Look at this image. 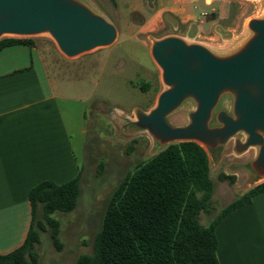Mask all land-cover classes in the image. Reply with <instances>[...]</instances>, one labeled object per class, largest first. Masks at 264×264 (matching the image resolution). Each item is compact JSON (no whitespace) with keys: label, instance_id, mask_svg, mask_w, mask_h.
Masks as SVG:
<instances>
[{"label":"rangeland","instance_id":"1","mask_svg":"<svg viewBox=\"0 0 264 264\" xmlns=\"http://www.w3.org/2000/svg\"><path fill=\"white\" fill-rule=\"evenodd\" d=\"M78 1L112 24L118 36L111 46L75 58H67L49 34L31 37L43 50L49 74L62 87L63 119L81 170L76 208L52 215L59 222L63 249L55 248L49 228L40 232L36 246L40 264H76L80 256L92 255L115 189L128 173L166 147L133 125L136 110L149 113L166 90L162 71L151 56L153 42L177 37L228 56L252 37L249 22L264 18V0H118L117 6L110 0ZM232 106V97L224 96L216 112L231 114ZM194 110L195 104L187 101L167 121L184 127ZM241 139L244 142L246 136ZM235 141L216 150L206 148L215 190L211 212L200 216L203 226L264 182L250 168L257 149L239 155ZM221 174L234 176V184L222 181ZM39 220L41 215L36 223Z\"/></svg>","mask_w":264,"mask_h":264},{"label":"water","instance_id":"2","mask_svg":"<svg viewBox=\"0 0 264 264\" xmlns=\"http://www.w3.org/2000/svg\"><path fill=\"white\" fill-rule=\"evenodd\" d=\"M249 29L252 37L223 57L177 37L153 42L151 56L166 90L149 113L136 110L133 125L161 146L195 142L216 150L236 138L237 154L257 149L250 168L264 179V18L251 20ZM43 34H49L67 58L107 48L118 36L112 24L78 0H0V39ZM224 96L232 97L231 114L216 112ZM187 101L195 104L188 125L171 126L168 117ZM241 135L246 136L244 142Z\"/></svg>","mask_w":264,"mask_h":264},{"label":"trees","instance_id":"3","mask_svg":"<svg viewBox=\"0 0 264 264\" xmlns=\"http://www.w3.org/2000/svg\"><path fill=\"white\" fill-rule=\"evenodd\" d=\"M110 1L117 6L118 0ZM17 44L34 46L35 40L2 38L0 51ZM80 178L81 171L62 185L46 181L30 191L32 222L27 237L18 249L0 255V264H38L36 246L40 232L49 229L55 248L63 249L58 238L59 222L52 215L76 208ZM220 179L234 184L236 178L221 174ZM214 190L206 148L195 142L167 145L128 173L115 189L95 237L93 254L80 256L76 264H220L217 225L264 193V182L231 202L208 226H203L200 216L211 212ZM38 215L41 220L36 223Z\"/></svg>","mask_w":264,"mask_h":264},{"label":"crops","instance_id":"4","mask_svg":"<svg viewBox=\"0 0 264 264\" xmlns=\"http://www.w3.org/2000/svg\"><path fill=\"white\" fill-rule=\"evenodd\" d=\"M64 98L36 40L0 51V255L27 237L30 191L46 181L62 185L81 171L63 119ZM215 232L220 264H264V193Z\"/></svg>","mask_w":264,"mask_h":264},{"label":"bare ground","instance_id":"5","mask_svg":"<svg viewBox=\"0 0 264 264\" xmlns=\"http://www.w3.org/2000/svg\"><path fill=\"white\" fill-rule=\"evenodd\" d=\"M208 1H211V0H208Z\"/></svg>","mask_w":264,"mask_h":264}]
</instances>
